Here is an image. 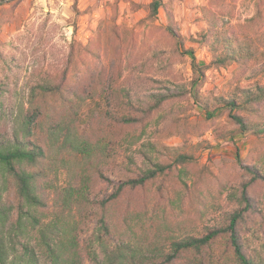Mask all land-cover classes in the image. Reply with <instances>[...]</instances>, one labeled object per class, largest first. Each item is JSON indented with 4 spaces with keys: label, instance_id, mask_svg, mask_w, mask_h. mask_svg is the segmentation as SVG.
<instances>
[{
    "label": "rangeland",
    "instance_id": "1",
    "mask_svg": "<svg viewBox=\"0 0 264 264\" xmlns=\"http://www.w3.org/2000/svg\"><path fill=\"white\" fill-rule=\"evenodd\" d=\"M150 1L0 0V141L14 138L21 116L26 114L31 87L53 82L64 70L72 76L90 64L113 76L119 73L118 84L133 102L135 95L148 91L179 92V97L154 115L143 134L135 130L131 137L124 134L113 140L110 133L118 129L109 125L104 117L108 109L98 101L85 103L78 122L83 129L91 120L100 127L97 132L102 131V177L92 194L96 201L114 192V180L164 162L161 147H176L193 155L207 173L197 194L180 192L177 186L159 194L153 185L121 199L122 211L129 204L134 222L123 224L120 217L119 230L128 229L129 240L137 245L164 241L169 251L171 241L201 236L222 225L227 213L240 207L241 183L250 178L245 174L246 164L264 175V135L240 132L230 117L233 112L215 101L232 96L235 88L248 90L264 84V0H170L175 29L183 42L181 50L166 32L164 10L155 18L148 17ZM204 8L214 16L218 32L231 30L258 42V58L241 77H236L238 64L212 65L215 38L203 41L208 29ZM88 51L97 56L93 58ZM193 58L207 68L202 85L191 84ZM108 112L119 113L115 108ZM57 177L62 185L64 173ZM12 191L9 180L0 178L1 202L9 206L4 208L6 213L10 210L0 229L6 245L17 207ZM256 203L255 224L246 228L245 243L256 262L264 264V187L258 189ZM78 222L80 264H97L91 258L94 253L100 255L97 218L90 214L83 223ZM24 241L37 264H50L37 229ZM19 247L17 254L21 255ZM109 247L113 250L115 242L109 240ZM198 261L236 264L222 241L214 243Z\"/></svg>",
    "mask_w": 264,
    "mask_h": 264
},
{
    "label": "trees",
    "instance_id": "2",
    "mask_svg": "<svg viewBox=\"0 0 264 264\" xmlns=\"http://www.w3.org/2000/svg\"><path fill=\"white\" fill-rule=\"evenodd\" d=\"M147 9L149 18L164 10L168 21L166 32L175 40L176 48L183 49L171 1L151 0ZM203 11L208 24L203 41L207 43L209 36L215 38L212 65L224 68L238 64L236 77H241L258 58V42L231 30L218 32L212 13L207 8ZM88 52L93 58L97 56L94 51ZM191 65L194 75L191 84L202 85L207 68L200 67L194 58ZM70 76L64 70L53 82L31 87L26 114L21 116L14 138L0 141V178L9 180L17 201L13 225L6 234L7 245L6 236L0 232V264H37L24 241L36 229L50 264H80L76 225L90 214L97 218L98 225L96 241L100 255L91 256L97 264H202L197 260L203 259L217 241L223 242L236 264H258L245 243L246 228L255 224L252 213L257 211L258 189L264 187V175L252 164L244 166L250 178L241 183L237 196L240 207L229 211L222 225L201 236L173 240L169 251L165 250L164 241L132 243L129 230L122 232L118 226L120 217L123 224L134 222L129 204L124 211L120 206L125 195L153 185L159 194L174 191V186L188 195L197 194L198 185L207 173L198 167L193 155L176 147H161L164 162L114 180V192L96 201L92 194L98 177H102L99 158L102 131L98 133L100 127L93 126L91 120L85 128H79L82 107L88 101H98L108 111L115 108L119 113L105 110L104 117L111 127H117L118 131L110 133L116 140L124 134L131 137L135 130L143 134L154 115L181 94L171 90L148 91L135 95L133 102L129 92L118 84L119 73L113 76L104 68L97 71L95 66L86 64L82 71ZM215 101L233 112L230 117L240 132L264 135V84L248 90L235 88L232 96L218 97ZM59 172L65 176L62 185L57 181ZM1 201L0 193V229L10 213L9 208L7 213L4 211L9 206L5 207ZM109 240L116 244L113 250L109 249ZM18 246L21 255L17 254Z\"/></svg>",
    "mask_w": 264,
    "mask_h": 264
}]
</instances>
